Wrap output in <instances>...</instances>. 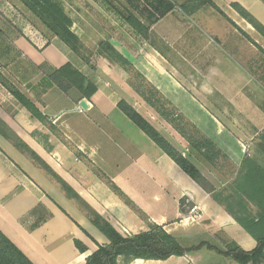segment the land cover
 <instances>
[{"label": "crops", "instance_id": "crops-1", "mask_svg": "<svg viewBox=\"0 0 264 264\" xmlns=\"http://www.w3.org/2000/svg\"><path fill=\"white\" fill-rule=\"evenodd\" d=\"M51 1L94 49L108 42L123 56L159 104L147 103L120 65L83 58L52 35L23 0H0V232L32 264H85L109 244L93 223L99 219L128 237L158 226L184 248L208 243L253 250L255 241L215 198L232 193L264 131V87L236 55L237 43L210 27L220 23L215 10L205 5L186 14L182 5L189 0ZM210 1L250 26L230 7L236 3L264 27V0ZM128 14L147 28L146 40L126 24ZM66 65L95 86L89 100L74 90L63 95L46 81ZM12 91L36 108L35 116ZM121 100L196 163L213 191L134 126L118 110ZM180 129L211 141L228 158L232 177L191 149ZM206 251L126 264H202Z\"/></svg>", "mask_w": 264, "mask_h": 264}, {"label": "trees", "instance_id": "trees-1", "mask_svg": "<svg viewBox=\"0 0 264 264\" xmlns=\"http://www.w3.org/2000/svg\"><path fill=\"white\" fill-rule=\"evenodd\" d=\"M37 1L38 7L42 11V16L45 17L43 18L38 14L36 16L42 25L52 35L69 44L79 54L76 46L78 44L76 43H79L80 39L84 38L82 33L73 26L72 22L53 1ZM205 5L220 12L210 0H189L184 2L182 9L186 14L191 15ZM230 7L241 19L250 25L264 41V27L238 4L232 3ZM27 8L34 14L29 7ZM41 18H43V21ZM122 18L133 30L140 34L145 40L147 39V28L142 26L134 16L128 14ZM250 42L254 44L252 40H250ZM257 48L261 49L258 46ZM102 53L113 56V58H115V63L121 67L131 69L127 60L118 54L108 42L98 44L95 54L101 56ZM45 79L63 95L74 90L78 92L82 98L89 100L96 93L95 86L70 65L55 70ZM148 87L153 89L149 84ZM136 92L147 101V103H150L152 107H156L159 104L158 96L154 100V95L152 94L147 97L142 91ZM12 95L24 108L30 111L34 116L36 115V108L24 96L16 91H12ZM117 108L192 181L207 192L213 191V188L195 165L188 158L184 157L131 105L126 101L121 100L118 102ZM179 132L184 138H186L188 146L202 156L212 168L218 171H224L227 173V176L232 177L234 171L233 167L230 166L228 158L222 154V152L218 150L211 141L200 136L196 130H191L189 134L183 129H180ZM252 151V154L242 162V166L238 170L237 178L232 183L233 191L229 194V197H236L238 200L237 207L242 209V212L239 213V210L234 211L228 203H224V199H222L220 195V198L216 196L215 199L224 203L228 213L234 217L235 221L255 241L256 245L253 250L246 252L236 245H230L228 247L224 246L225 248H222L217 245L212 246L208 243H200L196 246L184 248L172 235L167 234L158 226H151L150 231L147 233H140L128 237L120 234L106 221L99 219L94 220L93 223L108 239L109 244L104 247H98L97 250L86 259L85 264H119V258H123L125 264L136 259L145 261H164L172 256L182 257L187 254L197 253L202 249H205L218 257L229 260L234 264H261L264 259V141H257L253 145ZM219 158L226 160L231 171L227 172L225 169L221 170L222 168L218 164ZM247 204L255 209V212H252L253 215L248 211ZM75 246L81 253L85 251V247L78 241H75ZM0 264L32 263L0 232Z\"/></svg>", "mask_w": 264, "mask_h": 264}, {"label": "rangeland", "instance_id": "rangeland-1", "mask_svg": "<svg viewBox=\"0 0 264 264\" xmlns=\"http://www.w3.org/2000/svg\"><path fill=\"white\" fill-rule=\"evenodd\" d=\"M64 1L68 2V0H64ZM23 2L26 5V7H29L34 12L35 16H37V14L39 16L40 15L42 16V11L38 7V1L37 0H23ZM73 2H78V0H73ZM107 5H110V3H107ZM215 12H216L215 14L217 16L216 17L217 21L220 20V23L217 22L214 24L212 22L209 24L210 27L211 28L214 27L215 30L219 32L218 35L222 40H225V41L229 42L230 44L231 43L232 44L237 43L236 55H238V53H239V55L241 57L244 56L242 61H244V63H246L250 73L253 75V77L256 80H258L260 83H262L264 85V41L257 36V33L250 26L245 25L237 17L232 15L231 11H228V10L225 11L226 12L225 15H222L220 12H218L216 10H215ZM43 18H45V17H43ZM43 18H41L42 21H43ZM221 23H222L223 27H219V25ZM250 40H252L254 42V44H256V45L251 43ZM80 42L76 43V44H78L76 46H77V51L83 57L86 56L90 61H95L97 58H101L104 62L106 61V63H108L109 65H112V63H115V58H113V56H111V55H107L106 53H102L101 56H98L97 54H95L97 47H96V49H94V46H92V44H90L89 41L87 42V40L85 38L80 39ZM257 46L261 49H258ZM121 70H122V74L125 78H130L128 83H130L131 86L136 91L144 92L147 97L150 96V94H152V95H154V97H153L154 100L157 98V95L154 92V90L151 89L150 87H148V84L145 83L143 80H141L133 72L132 69L123 67ZM4 83H6V85L8 87H11L9 85V83H7V82H4ZM189 132H190V130L187 132V134H189ZM184 139L186 140V138H184ZM258 141H264V131H263L261 137L258 138ZM246 150H248V148H246ZM251 151H252V146H251ZM246 158H248V156ZM192 163L196 166V163H194V162H192ZM218 164L222 168L221 170L225 169L227 172L231 171L229 164L223 158H219ZM153 193H154V191L152 190L150 192L151 202H154V200H153L154 198H152ZM154 195H158V194H154ZM171 195L172 194H170V196ZM229 196L230 195L228 194L227 196H222L221 198L224 199L223 200L224 203L225 204L228 203L230 205V207H232L234 209V211L239 210V213H241L242 209H239L237 207L238 200L236 199V197H232V196L229 197ZM158 197L164 198V195L159 194ZM247 209L251 215H253L252 212H255V209L252 208L251 205L247 204ZM192 212H193V210L190 211V213H192ZM183 245H187V244L183 243ZM188 245H190V244H188ZM201 263L202 264H205V263H209V264H234V263L230 262L229 260L218 257L217 255H215L211 252H209V257L204 256ZM261 264H264V259L262 260Z\"/></svg>", "mask_w": 264, "mask_h": 264}, {"label": "water", "instance_id": "water-1", "mask_svg": "<svg viewBox=\"0 0 264 264\" xmlns=\"http://www.w3.org/2000/svg\"><path fill=\"white\" fill-rule=\"evenodd\" d=\"M79 107L80 108H86L85 102L84 101L80 102Z\"/></svg>", "mask_w": 264, "mask_h": 264}, {"label": "built area", "instance_id": "built-area-1", "mask_svg": "<svg viewBox=\"0 0 264 264\" xmlns=\"http://www.w3.org/2000/svg\"><path fill=\"white\" fill-rule=\"evenodd\" d=\"M193 211H194V209H193Z\"/></svg>", "mask_w": 264, "mask_h": 264}]
</instances>
